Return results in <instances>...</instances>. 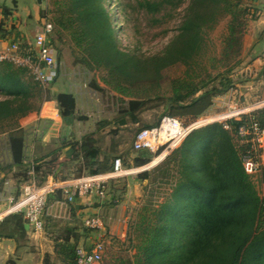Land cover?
Listing matches in <instances>:
<instances>
[{"label": "trees", "instance_id": "16d2710c", "mask_svg": "<svg viewBox=\"0 0 264 264\" xmlns=\"http://www.w3.org/2000/svg\"><path fill=\"white\" fill-rule=\"evenodd\" d=\"M186 1L136 0L135 3L138 11L155 27H160L174 19ZM243 1L188 0L174 36L162 51L149 56L117 48L110 17L104 14L99 0L71 1L65 11L69 14L66 23L71 26L77 20L82 22L87 43H93L89 49L95 66H104L110 74L119 77L123 85L140 77L154 76L159 92L163 71L174 66L185 67L181 76L170 80L169 91L164 94L128 101L112 96L117 105L116 110L109 112L113 117L96 122L94 131L85 133L79 141L69 145L68 160L76 164L78 177L84 170L87 174L108 172L112 161L119 158L110 160L111 154L102 152L96 138L99 133L106 131V136L115 135L119 128L128 125L140 126L137 131L151 128L163 116L176 118L187 125L210 110L213 98L220 91L208 88L218 79L217 76H201L203 69L197 60L206 47L204 35L221 18L229 17L227 49L230 51L236 46L239 49L235 29L241 25L238 20L246 14ZM246 1L254 3V0ZM2 14L7 18L11 10L3 8ZM56 23L65 27L61 19L57 18ZM0 33L3 38L9 35L4 33L2 23ZM30 54L32 57L36 55L35 52ZM88 66L93 68L90 64ZM58 67L57 64V70ZM28 73L26 68L0 63V137L4 139L9 154L7 172L0 171L4 175L0 188L8 175L18 188L29 180L30 172L42 185L48 175H55L58 166L54 164L53 156L46 162L47 158L29 161L26 156L27 137L32 135V130L27 135L21 128V120L39 114L42 105L48 101L46 87ZM229 84L226 82V86ZM91 85L99 91L93 82ZM54 98L64 124L84 121L76 116L73 94L58 93ZM159 108L163 113L154 124L142 123V114ZM251 121L264 128V109L244 115L239 121L229 120L228 129L212 124L191 132L184 139L177 149L181 159V178L172 201L162 210L152 211L156 222L150 230L147 226L143 230L148 239L140 248L142 257L136 264H264V195L257 191L251 176L244 173L241 158L249 147L236 139L237 128ZM98 154L104 155L103 161H96ZM151 158L146 151L138 152L132 160L133 166L141 167ZM258 174V183L264 184V164ZM146 177V173L139 175L140 179ZM19 195L18 188L14 196ZM4 220L10 226L11 237L20 230L21 215H9ZM70 237L60 238L55 246V257L62 264H76L77 241H71ZM44 264H52L50 257L45 256Z\"/></svg>", "mask_w": 264, "mask_h": 264}, {"label": "rangeland", "instance_id": "374dc122", "mask_svg": "<svg viewBox=\"0 0 264 264\" xmlns=\"http://www.w3.org/2000/svg\"><path fill=\"white\" fill-rule=\"evenodd\" d=\"M34 1L39 7L42 25L49 22L54 27L50 40L57 57L56 65H59L57 86L62 92L74 95L76 116L84 119L86 130L94 127L96 122L113 117V113L109 112L117 109L114 98L122 97L128 101L145 99L156 93L164 94L169 91L170 80L185 72L184 66H174L163 71V80L159 81L162 89H159V92L154 76L140 77L136 81H130L128 85H123L120 78L110 74L104 66H95L89 49L93 43H87L81 27L82 22L77 20L71 26L66 23L69 14L65 11L72 0ZM135 1L99 0L104 14L110 17L116 46L120 51L135 53L139 56L157 54L174 36V30L180 22L182 11L188 0L177 10L174 19L160 27H155L142 12L137 10ZM242 4L247 8L246 14L238 20L241 23L240 26L235 24V37L240 43L239 49L238 46L230 51L227 49V38L230 34L229 17L221 18L214 28L204 35L206 47L202 57L197 60L203 69L201 76L203 78L217 76L218 79L210 83L208 88H216L220 91L213 98L210 110L204 115H221L235 109L252 108L259 103H263V106L251 112L264 109L263 75H258L260 70L252 73L248 70L251 62L247 57L248 48L252 46L253 41L255 39L259 41L263 37V34L261 35L263 25L259 26L257 21L259 12H263V0H254L251 4L245 0ZM57 18L61 19L65 27L56 23ZM260 30H262L261 33ZM225 54L229 56L226 57ZM87 63L93 68H90ZM254 73L256 76L253 75ZM28 74L31 76L30 72ZM92 82L99 91L92 87ZM226 82L230 84L226 86ZM54 83L46 86L48 101H56L54 97L57 93L54 90L56 88ZM162 113V108L148 111L142 114V123L152 125ZM213 118L217 120L216 117ZM225 123L227 122L214 124L223 126ZM36 128L32 133L38 138L42 130L39 126ZM139 128L138 125H128L119 128L115 135L107 136L106 139L104 135L106 131L102 132L104 134L99 133L96 136L100 141L98 145L111 154L110 160L113 157H119L124 168H134L132 160L138 153L133 152L131 143ZM177 149L147 171L108 182L107 199L101 201L106 204L99 216L97 215L105 229L104 252L99 264H136V261L142 257L140 248L148 239V235L143 230L146 226L150 230L156 222L152 211H160L164 205L172 201L174 190L181 178V159ZM262 158L264 161V152ZM7 164L5 141L0 137V171L7 172ZM143 173H146L147 177L140 179L139 175ZM8 177L10 178L11 175ZM258 177L259 174L253 175L251 179L257 191L263 196L264 184L258 183ZM59 224L54 223L53 228ZM60 225L63 227L58 229L56 236L62 238L66 235H75L73 229H70L73 227H64L65 223ZM64 228H67L66 231ZM51 263L62 264L56 258H52Z\"/></svg>", "mask_w": 264, "mask_h": 264}, {"label": "crops", "instance_id": "0c3cea01", "mask_svg": "<svg viewBox=\"0 0 264 264\" xmlns=\"http://www.w3.org/2000/svg\"><path fill=\"white\" fill-rule=\"evenodd\" d=\"M2 8L10 9L11 15L5 18L2 14ZM39 11V7L34 0H0V24L2 23L4 33H9L6 38L1 37L0 33V51L9 47L12 43H18L21 46L32 45L35 35L42 26ZM257 21L260 24L259 26L263 25V33L260 30L263 37L259 41L255 39L252 46L248 48L247 57L249 62H251L248 70L251 73L260 70L261 72L258 75H263L264 0L263 12H259ZM10 28H14V30H10ZM55 58L57 59L56 55ZM253 75L256 76L255 73ZM258 75L257 77H259ZM262 77L264 80V75ZM54 81V87L56 86L54 89L55 93H64L57 86L59 79L56 78ZM245 111L242 110V112ZM227 114L228 112L218 116L226 117ZM85 123L84 121H77L72 124H64L58 113L56 101L45 102L39 114L21 120V128L24 129L27 135L31 129L33 131L38 126L42 130L38 138H36V135L34 136V133L27 137L26 156L29 161L47 158L46 162L53 156L54 164L58 165L55 175H48L44 184L52 183L57 188H61L72 184L75 179L87 175V171L84 170L83 174L78 177L76 175V164L68 160L69 145L74 141H79L85 133L94 131V127L86 130ZM106 138L107 136H105ZM100 148L105 155L109 154L107 150ZM6 154L9 161L7 150ZM95 158L96 161L101 162L105 157L103 154H98ZM2 179H4V175L0 173V181ZM16 186L15 181L11 177L7 176L5 178L4 185L0 188V216L6 209L4 198L9 193L14 195L18 188L20 190L21 185L18 188ZM64 198L65 195L60 190L48 196L47 210L43 216L44 226L41 231H35L22 219L20 230L11 237L10 226L5 224L4 219L6 217H3L0 221V264H44L45 256L50 257V259L56 258L55 246L60 240V237L56 236V234L58 229L63 227L60 225L61 223H65L64 227H73L70 229H73L75 235H70L69 239L71 241L76 239L77 248L81 246L88 247L90 235L84 228L82 219L90 215L99 216L106 203L94 198L75 196L72 205L63 207L60 203L64 201ZM54 223L60 224L53 228ZM66 229L64 228L65 231Z\"/></svg>", "mask_w": 264, "mask_h": 264}, {"label": "built area", "instance_id": "2783aa9c", "mask_svg": "<svg viewBox=\"0 0 264 264\" xmlns=\"http://www.w3.org/2000/svg\"><path fill=\"white\" fill-rule=\"evenodd\" d=\"M53 31V25L45 22L35 35L32 45L21 46L18 43H12L9 47L1 50L0 63H10L15 67L26 68L36 81L46 87L58 76L56 58L50 40ZM30 52H35L36 55L32 57ZM262 106L263 103H259L252 108L235 109L236 114L223 120L212 118L218 115H203L187 125H183L173 117H161L156 126L141 129L133 137L131 145L133 152L146 151L152 155L150 162L140 168H124L122 160L115 158L108 172L84 175L72 181V184L61 188H57L52 183L39 185L30 172L29 180L20 187V195L15 197L9 193L4 198L6 209L1 214L0 221L3 217L18 214L35 231H41L44 226L43 216L47 210L48 196L57 190L65 195L64 201L60 203L63 207L72 205L75 196L94 198L99 201L105 200L108 195V182L151 169L176 150L191 132L217 122H228L231 119L239 121L240 117L248 115L254 109H259ZM242 110L246 111L242 112ZM223 128H229L227 123L223 125ZM236 139L241 145L249 147L241 158L244 173L248 176L257 175L264 164L262 158L264 128L255 121L241 124L237 128ZM82 223L89 232V244L88 247L77 248L76 264H99L105 245L104 224L97 215L85 216Z\"/></svg>", "mask_w": 264, "mask_h": 264}, {"label": "bare ground", "instance_id": "6f19581e", "mask_svg": "<svg viewBox=\"0 0 264 264\" xmlns=\"http://www.w3.org/2000/svg\"><path fill=\"white\" fill-rule=\"evenodd\" d=\"M236 110L232 111V112H228V114L226 115V117H222V116H216L217 120H223L225 118H228V117H231L233 116L234 114H236ZM213 118V117H212ZM212 118H209V119H212ZM215 118V119H216Z\"/></svg>", "mask_w": 264, "mask_h": 264}]
</instances>
